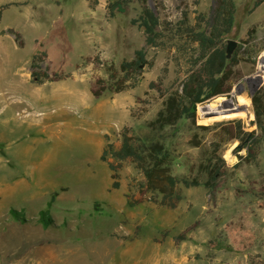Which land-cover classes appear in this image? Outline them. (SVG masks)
Segmentation results:
<instances>
[{
    "label": "rangeland",
    "instance_id": "rangeland-1",
    "mask_svg": "<svg viewBox=\"0 0 264 264\" xmlns=\"http://www.w3.org/2000/svg\"><path fill=\"white\" fill-rule=\"evenodd\" d=\"M256 1L236 0L235 23L225 38L226 45L237 41L233 54L241 58L230 93L199 104L195 122L183 117L161 127L158 113L171 93L182 90L196 44L174 29L164 31V45H147L132 22L143 0H0V7L14 3L0 21V264L264 262V134L249 162L240 157L247 148L238 150L242 142L228 139L219 126L241 118L245 130L262 134L252 103L261 85L264 98V71L258 69L264 3L253 11ZM147 4L176 25L184 11L191 23L199 13L208 18L215 0ZM141 48L153 65H143L137 85L95 97L91 84L108 77L106 66L132 59ZM39 52L46 54L39 63L44 70L71 75L34 81ZM249 76L255 81L247 82ZM240 84L244 90L237 94ZM232 93L236 104L239 96L249 99V114L201 120L200 106ZM125 132L137 143L163 142L172 173L201 181L207 177L202 165L219 141L228 174L214 191L181 185L177 205H163L161 194L142 192L146 178L131 158H114ZM41 210L51 218L48 226Z\"/></svg>",
    "mask_w": 264,
    "mask_h": 264
},
{
    "label": "trees",
    "instance_id": "trees-1",
    "mask_svg": "<svg viewBox=\"0 0 264 264\" xmlns=\"http://www.w3.org/2000/svg\"><path fill=\"white\" fill-rule=\"evenodd\" d=\"M143 8L137 18L132 20L133 24L144 31L145 41L149 46H159L165 43L159 40L164 36V31L179 32L182 37L193 46V52L190 55V68L186 79L183 82L182 90H176L171 93L166 100L165 107L159 111L156 123L161 127L174 125L176 122L187 117L196 120L197 107L211 98L229 94L233 88L236 78L235 67L241 61L238 53L235 52L230 59L226 56L225 38L232 31L235 23L236 0H215L211 14L206 18L204 13H199L195 23L189 20L188 12L184 11L182 18L175 24L168 20H162L156 11L147 4L148 0H143ZM263 0L255 2V9ZM14 3H7L0 7V21L4 8ZM172 25V26H170ZM45 52H39L34 55L32 63V77L34 81L43 83L45 81H57L71 73H60L58 71H48L39 64L44 60ZM143 65L151 67L153 62L146 56L144 48L136 51L135 57L125 59L120 64L114 62L106 66L107 78L99 77L91 84V92L95 97H100L106 92H120L128 86H136L139 81ZM262 87L260 86L256 94L252 96V103L256 115L255 123H257L262 134H258L256 130L247 131L244 129L241 118L229 120L226 123L219 124L220 131L228 135L230 140H240L242 142L240 148H247L246 156H240L249 162L257 157L256 147L261 142L264 134V98L262 96ZM201 128H208L206 125H199ZM196 145L199 141L194 140ZM212 155L202 169L206 173V179L201 181L198 178H181L172 173V156L163 142L159 140H142L137 143L134 138L123 134L121 147L113 150L112 154L118 161L131 158L137 168H139L145 178L146 187L142 190L156 194H161V204L175 207L177 202L182 198L180 186L185 187L204 185L210 191L216 190L223 176L228 174V166L225 158L220 153L219 141L213 142ZM105 159V156H102ZM239 163L234 166L238 167ZM111 170H114L113 163H109ZM115 177V176H113ZM118 182H113V187H118ZM57 191L52 194V198L57 195ZM15 210H13V213ZM16 214V213H15ZM44 224L48 226L51 218L48 217L46 210H41ZM230 226V225H229ZM194 227V224L187 227L184 232L179 234L180 239L186 237V232ZM254 264H264L262 261L254 262Z\"/></svg>",
    "mask_w": 264,
    "mask_h": 264
},
{
    "label": "bare ground",
    "instance_id": "bare-ground-1",
    "mask_svg": "<svg viewBox=\"0 0 264 264\" xmlns=\"http://www.w3.org/2000/svg\"><path fill=\"white\" fill-rule=\"evenodd\" d=\"M258 69L260 71H264V58L260 59L259 64H258ZM234 95H235V93H232L231 97L219 96V97H216L215 99L209 101L207 104L200 106L199 108H200L201 120L205 121V122H209V121L233 118L236 116H242L245 113L249 114V110H250L249 109V99L245 96L244 97H241V96L238 97L239 101L241 103H244V105H243L244 106L243 110H245L244 112H239L241 110H230V109H228V107L231 106V104L236 105L235 100H234ZM240 104L238 103V105H240ZM210 111L211 112L215 111L216 113L214 115H212L211 117H204L203 116V114H205L206 112H210Z\"/></svg>",
    "mask_w": 264,
    "mask_h": 264
},
{
    "label": "water",
    "instance_id": "water-1",
    "mask_svg": "<svg viewBox=\"0 0 264 264\" xmlns=\"http://www.w3.org/2000/svg\"><path fill=\"white\" fill-rule=\"evenodd\" d=\"M237 46V41L235 40H232L230 39L227 43V47H226V56L228 59H230L232 57V54L235 50ZM258 76H262L261 80L260 81H255V76H249L246 80L247 82H257V83H260L263 79V75H260V74H257ZM244 90L243 88V85L240 84V87H238V90H237V94L241 93L242 91ZM228 109L230 110H243L244 109V106L243 105H234V104H231V106L228 107ZM216 112L215 111H210V112H206L205 114H203L204 117H209V116H212L214 115Z\"/></svg>",
    "mask_w": 264,
    "mask_h": 264
},
{
    "label": "crops",
    "instance_id": "crops-1",
    "mask_svg": "<svg viewBox=\"0 0 264 264\" xmlns=\"http://www.w3.org/2000/svg\"><path fill=\"white\" fill-rule=\"evenodd\" d=\"M263 3H264V0L255 8V10H253V11H256L258 8H260L262 5H263ZM254 13V12H253Z\"/></svg>",
    "mask_w": 264,
    "mask_h": 264
}]
</instances>
